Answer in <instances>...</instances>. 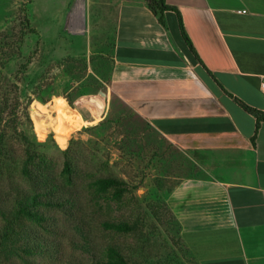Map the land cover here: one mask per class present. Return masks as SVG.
<instances>
[{
    "label": "rangeland",
    "instance_id": "1",
    "mask_svg": "<svg viewBox=\"0 0 264 264\" xmlns=\"http://www.w3.org/2000/svg\"><path fill=\"white\" fill-rule=\"evenodd\" d=\"M31 3L0 0V264H102L108 247L129 264H198L164 200L192 170L189 158L110 95L104 44L92 42L89 52L81 24L85 0ZM27 21L36 33H27ZM5 90L11 107L19 105L1 123ZM31 164L58 191L52 200L65 204L36 207L44 221L26 228L42 248L30 235L3 234L14 200L48 191L20 174ZM104 178L116 185L97 192L94 182ZM111 223L133 229H106Z\"/></svg>",
    "mask_w": 264,
    "mask_h": 264
},
{
    "label": "crops",
    "instance_id": "2",
    "mask_svg": "<svg viewBox=\"0 0 264 264\" xmlns=\"http://www.w3.org/2000/svg\"><path fill=\"white\" fill-rule=\"evenodd\" d=\"M164 3L160 22L147 0H85L89 52L104 44L110 95L193 165L164 196L193 259L264 264V0Z\"/></svg>",
    "mask_w": 264,
    "mask_h": 264
},
{
    "label": "trees",
    "instance_id": "3",
    "mask_svg": "<svg viewBox=\"0 0 264 264\" xmlns=\"http://www.w3.org/2000/svg\"><path fill=\"white\" fill-rule=\"evenodd\" d=\"M147 5L154 15L159 16L160 22H162V13L166 10L172 9V7L167 6L164 3V0H147ZM26 25L29 28L27 33H33V34L36 33L35 32L36 30L30 27L28 21ZM179 29H180L181 35L183 36L185 42L187 43L189 47V51L194 52L192 45L184 32L180 18H179ZM21 42H22V38H20V43ZM6 86L11 87L13 89L12 93H14L18 88L16 84H11V86L9 85H6ZM9 93H10V90L8 91L5 90L1 92V123L4 120V115L5 114L6 116L12 115L16 111V107L19 105V101L16 99V102H15L16 106L14 105L11 107V102H9V99H8ZM257 117L264 119V114H260ZM71 172H72L71 165L68 162L65 163L63 167V173H65L66 175H69V173ZM20 174L23 177H25L28 181L35 182L37 187H39V189L42 188V190L44 191L48 190V191H45L43 193H37L33 195L32 197H30L29 200H24L22 198H18L14 200L13 205L11 206V210H10L11 216L5 217L6 224L3 229L4 230L3 234L5 236L8 234H12V235L24 234V236H26L27 234V237L30 235V237H34V239L37 241L36 245L38 246V248H42L41 241H39L40 238L28 232V228H26V227H29V224L41 225V223H43L44 221V218L38 214L36 207L43 205L46 208H62L65 206V204L62 202H54L52 200L53 199L52 197L57 195L58 191H56V188L53 185L48 186V183H49L48 181L44 182L42 180L43 178L40 174V170H38V166L34 168V166H32L31 164V170L22 169ZM115 185H116V181L111 178L97 179L94 182L96 191L102 192V193L106 192L107 190L114 187ZM41 197H44L45 199L44 202L40 200ZM168 210L170 211V209ZM172 216L174 217V215ZM177 225L179 227L178 222H177ZM105 228L109 230H113L115 232H119V233H129L133 229L131 226H129L126 223L106 224ZM25 253L31 254L27 246L25 248ZM105 257H106V261L102 264H129V262H127V260L114 247H108L106 249Z\"/></svg>",
    "mask_w": 264,
    "mask_h": 264
},
{
    "label": "built area",
    "instance_id": "4",
    "mask_svg": "<svg viewBox=\"0 0 264 264\" xmlns=\"http://www.w3.org/2000/svg\"><path fill=\"white\" fill-rule=\"evenodd\" d=\"M73 13V12H72ZM242 13H244V11H242ZM77 18H71L70 20V23L72 24V22L74 23V21L76 20ZM262 86H264V78H263V82H262Z\"/></svg>",
    "mask_w": 264,
    "mask_h": 264
},
{
    "label": "bare ground",
    "instance_id": "5",
    "mask_svg": "<svg viewBox=\"0 0 264 264\" xmlns=\"http://www.w3.org/2000/svg\"><path fill=\"white\" fill-rule=\"evenodd\" d=\"M80 4V3H79ZM78 6V5H77ZM79 11V10H78Z\"/></svg>",
    "mask_w": 264,
    "mask_h": 264
}]
</instances>
